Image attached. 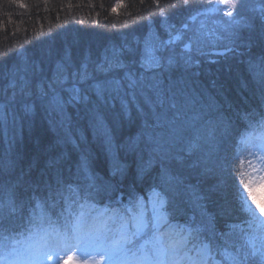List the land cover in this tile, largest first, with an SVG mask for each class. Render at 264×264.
I'll return each mask as SVG.
<instances>
[{"label": "trees", "instance_id": "16d2710c", "mask_svg": "<svg viewBox=\"0 0 264 264\" xmlns=\"http://www.w3.org/2000/svg\"><path fill=\"white\" fill-rule=\"evenodd\" d=\"M208 1L188 0L186 6L185 0H0V104L8 102L6 96L20 94L18 87L10 88L7 83L18 67H27L31 74L38 71L39 75L34 86L31 81L30 94L25 96L28 99L8 103L4 109L12 115L3 121L9 134L4 138L7 143L0 145V180L5 188L0 186V198L11 196L17 207L23 208L14 216H9L7 207L4 209L9 238L2 244H16L22 235L24 238L30 232L26 219L29 205L34 207L35 200L46 199L50 189L61 186L58 181L64 185L80 182L78 167L86 162L96 184L102 187L94 198L106 202L103 185H108L121 207L153 187L172 188L163 175L167 171L182 181L184 212L176 219H187L190 214L199 217L203 212L217 234L232 231L228 241L246 245L244 236L252 232L241 227L248 215L241 210L234 185L240 186L242 181L244 133L258 131L264 120V17L240 29L234 45L222 54L201 58V64L177 63L165 73V83L175 81L182 92V115L171 127L146 128L145 119L149 123L152 120L143 99L138 97L143 112L130 108V116L122 114L117 99L102 109L111 138L104 149L100 144L105 135L93 127L84 104H68L60 112L37 98L39 80L47 88L57 63L67 64L71 74L87 62L97 80L121 75L118 71L105 76L96 72L95 66L113 49L124 50L125 61L138 62L142 42L150 32L168 37V29L189 23V16ZM81 87L87 89V85ZM87 94L95 101L94 93ZM61 95L68 97L66 92ZM26 102L42 109L43 116L27 117L23 110ZM4 131L1 129V134ZM124 131L132 133L127 145L121 142ZM149 131L166 137L159 151L149 141ZM209 131L214 134L209 136ZM82 133L92 139L85 140ZM197 133L202 137L200 147L189 154L186 149ZM114 138L119 140L113 143ZM238 150L240 158L234 159ZM113 173L119 183L112 179ZM9 174L11 180L6 179ZM192 193L203 198L200 207L195 202L190 207L187 195L192 198ZM62 207L63 201H58L55 209H49L53 219ZM229 225L244 231L238 232L240 227L233 231ZM262 250L260 242L257 258Z\"/></svg>", "mask_w": 264, "mask_h": 264}, {"label": "snow or ice", "instance_id": "6c2138e0", "mask_svg": "<svg viewBox=\"0 0 264 264\" xmlns=\"http://www.w3.org/2000/svg\"><path fill=\"white\" fill-rule=\"evenodd\" d=\"M187 4L188 0H185V5ZM221 10L218 5L202 6L196 10L195 15L189 16V20L194 22L196 16L207 17L209 13ZM161 15L163 16V13ZM225 15L231 17L232 12L226 11ZM219 23L221 30L226 32L238 21L233 19ZM189 27L190 25L185 22L174 34L169 32L168 39L164 41L158 38L146 39L138 62L125 61L124 50L113 49L110 55L106 53L103 61L95 66V71L105 76L119 71L122 73L119 76L97 80L94 79L87 62L71 74L68 72L67 64L57 63L56 73L48 82L47 88L44 87L43 81L37 84L39 99L60 112H63L68 104H84L93 127L104 133L105 142L109 145L111 138L105 129L106 119L102 109L117 99L120 101L122 114L130 116V104L134 105L138 112H143L138 101V97L142 98L150 110L152 120V123H149L146 118L145 127L153 130L171 127L182 115L183 106L179 102L182 92L176 88L175 81L169 79L165 83V73L177 65L178 58L185 64L191 63L194 45L196 51L203 54L206 38L210 43H215L211 37L223 38L217 35L215 29L207 30L202 21L200 27L192 30V35L184 41ZM178 42H182L180 52L173 47ZM126 50L132 53L131 49ZM166 50L168 54L164 55ZM136 64L139 71L133 67ZM89 81L92 83L89 84ZM81 85H87V89ZM9 87L13 89L18 87L20 94L28 96L31 91L29 69L18 67L14 70ZM89 91L94 93L95 101L90 99L87 94ZM62 92L68 94L67 99L61 95ZM15 95L14 92L13 100ZM8 103L11 101L0 104V118H3ZM89 104L91 107H88ZM31 110V103L26 102L24 111ZM259 127L260 131L254 137L256 141L254 147L261 163L264 164V120L260 121ZM213 134L209 131V136ZM146 135L150 142L157 145L154 150L159 151L162 148V134L154 135L149 131ZM201 138L197 133L189 142L186 149L189 154L200 147ZM239 158L238 150L234 159ZM163 175L167 178V183L173 187L164 190L153 187L147 208L144 199L137 197L130 199L129 203L122 207L98 209L94 197L100 194L101 189L96 184L87 163L82 162L78 167L80 182L64 185L62 181H58L61 186L55 191L50 189L46 199L35 200L34 207L29 205V215L26 218L30 225L29 239L38 235L39 240L28 244L20 253L24 257L23 264H47L53 260L69 264L70 261H74L76 253H79L82 261H74V264H87L93 255L106 257L110 264H264V251H260L258 258L256 255L257 238L264 248V219L260 218L264 217V206L256 203L247 185H244V189L249 192L248 196H245V191L240 190L239 185L234 187L241 210L249 217L246 223L252 235L245 234L244 239L251 251L245 250V244H233L228 241L227 237L232 235V231L217 234L203 212L200 213L199 219L193 214L185 223L175 220V216L184 212L181 206L182 181L167 171ZM192 197L196 206L200 207L199 201L203 198L197 193H192ZM58 201H63V207L53 219L49 209H55ZM6 207L9 216H14L18 211H22L23 205L18 208L11 196L7 201H0V246L3 240L9 238L6 235L8 230L4 227V221L7 219L4 214ZM229 228L234 231L237 226L229 225ZM137 241H140L139 244ZM69 249L74 250L73 254L67 255V259H64L62 253ZM2 259L3 257H0V260ZM8 264L16 262L10 261Z\"/></svg>", "mask_w": 264, "mask_h": 264}, {"label": "rangeland", "instance_id": "374dc122", "mask_svg": "<svg viewBox=\"0 0 264 264\" xmlns=\"http://www.w3.org/2000/svg\"><path fill=\"white\" fill-rule=\"evenodd\" d=\"M219 1L214 0V1H211L209 4L212 5ZM220 9L222 10L217 13H211L209 16L203 17L199 19L198 21L196 20L194 22L192 21L191 24L187 22L190 25V27L186 31L184 41H187V38L190 36V34L192 35V30L198 29L200 27L201 22L203 21L206 25L207 30L215 29L217 35L223 37L222 39H215V37H211V39L215 40V43L207 42L208 38H206V43L203 47V54H210L212 50H216L217 49L216 47L222 46V44H224L227 47L230 46L233 42L230 40H233L234 38L232 30L235 28H238L239 25L241 26L247 25L246 22L248 21V19H250L256 14H259V11H261L262 13L264 11V0H231L228 2V4L224 3L223 5H220ZM226 11H231L232 16L229 17L225 15ZM233 19L238 21V23L233 24L232 27L228 31L226 32L222 31L220 28L219 22L229 21ZM178 29H168L167 32L168 34L169 32H172L174 34V32H176ZM147 38L150 40H155L156 38H158L161 41L168 39V37L160 38L159 34L155 32L154 33L151 32ZM144 42L145 41L142 42L143 47H144ZM181 43L182 42H178L175 45H173V47H175L177 52L181 51ZM163 54L167 55L168 54L167 50ZM191 55L193 56L201 55L200 53L196 51L195 45L193 46ZM178 61H179V58H178ZM254 144L246 148L245 155H244L245 171H246V179H247L246 185L251 191L259 193L258 196H259L260 202H264V164L261 163L259 154L256 152ZM254 153L256 154L254 155ZM149 196L150 194L148 195V199H149ZM249 203H251V201H249ZM110 237H111V234H110ZM38 240H39L38 235L33 236V238L29 240L27 243H25L21 249L10 250L9 255L3 258L2 260H0V264H8V262L10 261H15L16 264H23L24 257L20 255V253L24 251V249L26 248L28 244L35 243ZM139 242L140 241H137V244H139ZM73 251L74 250L69 249L66 252L62 253V256L64 257V259H67V255H72ZM74 261H82V258L79 256V253L75 254ZM74 261H70L69 264H74ZM47 264H63V262L60 260H53V261H48ZM87 264H110V262L108 261L106 257L93 255V257L88 260Z\"/></svg>", "mask_w": 264, "mask_h": 264}, {"label": "bare ground", "instance_id": "6f19581e", "mask_svg": "<svg viewBox=\"0 0 264 264\" xmlns=\"http://www.w3.org/2000/svg\"><path fill=\"white\" fill-rule=\"evenodd\" d=\"M229 1H231V0H226V2H224L225 4H228V2ZM248 23H250V21L248 22ZM190 36H191V34H190ZM148 39V38H147ZM216 48H218V49H223L224 48V44H222V46H219V47H216ZM215 53V50H212L211 51V53L210 54H214ZM250 72V71H249ZM29 75H30V79H31V81H32V86H34V84H35V81L38 79V77H39V75H38V71L36 72V73H34V74H31L30 73V71H29ZM36 86V85H35ZM33 92H36V90H34ZM32 96H34V95H32ZM1 103V102H0ZM32 112L36 115H32V114H30V113H27V117H29L30 119H32V118H41L42 116H43V114H44V111L42 110V109H40L39 107H37V106H35V105H33L32 104ZM8 126V124L7 123H5V122H3V121H1V119H0V128H2V129H4V128H6ZM125 132V134H124V138L122 139V144L123 145H127L128 143H129V141H130V139H131V136H132V133L131 132H129V133H127L126 131H124ZM9 134V130L6 128V131H4V135L6 136V135H8ZM82 136H84L85 137V140L88 138H90V139H92L91 137H89V135H87V134H85V133H82L81 134ZM84 137L82 138V139H84ZM162 138L164 139V138H166V137H164L163 135H162ZM81 139V140H82ZM80 143H83V141H81ZM100 145H102L103 146V148L105 149V147L106 146H108V144L105 142V139H101V144ZM9 147V149H10V145L8 146ZM112 170V168H110V171ZM12 177V174H9L8 176H7V180H11L10 179V177ZM115 179L116 181H117V178H116V176L114 175V173L112 174V179ZM1 181H3V180H0V186H3V184L1 183ZM5 181V180H4ZM118 182V181H117ZM119 183V182H118ZM3 190H5V188H4V186H3ZM2 201H7L8 199H9V197L8 196H5V199L3 200L2 198H0Z\"/></svg>", "mask_w": 264, "mask_h": 264}]
</instances>
